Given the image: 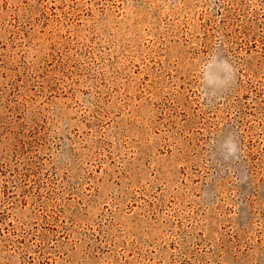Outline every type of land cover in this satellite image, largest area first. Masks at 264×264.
<instances>
[{
	"label": "rangeland",
	"instance_id": "rangeland-1",
	"mask_svg": "<svg viewBox=\"0 0 264 264\" xmlns=\"http://www.w3.org/2000/svg\"><path fill=\"white\" fill-rule=\"evenodd\" d=\"M0 264H264V0H0Z\"/></svg>",
	"mask_w": 264,
	"mask_h": 264
},
{
	"label": "clouds",
	"instance_id": "clouds-1",
	"mask_svg": "<svg viewBox=\"0 0 264 264\" xmlns=\"http://www.w3.org/2000/svg\"><path fill=\"white\" fill-rule=\"evenodd\" d=\"M235 146H233V148H234Z\"/></svg>",
	"mask_w": 264,
	"mask_h": 264
}]
</instances>
